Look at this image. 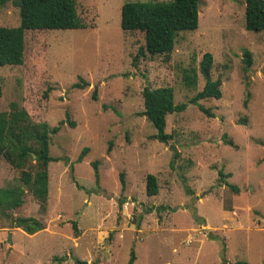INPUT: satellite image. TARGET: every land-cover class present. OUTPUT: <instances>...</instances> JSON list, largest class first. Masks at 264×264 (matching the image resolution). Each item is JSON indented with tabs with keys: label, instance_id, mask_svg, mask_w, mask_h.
<instances>
[{
	"label": "rangeland",
	"instance_id": "374dc122",
	"mask_svg": "<svg viewBox=\"0 0 264 264\" xmlns=\"http://www.w3.org/2000/svg\"><path fill=\"white\" fill-rule=\"evenodd\" d=\"M75 1L89 27L28 30L23 63L0 66V111L14 101L49 130L66 111L75 123L49 134L46 210L26 190L24 204L10 211L44 228L28 234L0 213V264H127L132 253L133 264H263L264 30H245V0H199L198 27L181 31L168 57H137L143 34L124 31L120 21L124 2L171 0ZM19 22L18 8L5 0L0 26ZM204 53L212 56L211 79H221L219 99L198 101L212 116L189 102L205 84ZM191 68L194 86L184 80ZM79 78L87 84L73 87ZM145 86L172 87L174 102L186 103L167 116L165 143L152 138L141 114ZM148 174L157 178L152 196ZM18 177L0 161V186Z\"/></svg>",
	"mask_w": 264,
	"mask_h": 264
},
{
	"label": "trees",
	"instance_id": "16d2710c",
	"mask_svg": "<svg viewBox=\"0 0 264 264\" xmlns=\"http://www.w3.org/2000/svg\"><path fill=\"white\" fill-rule=\"evenodd\" d=\"M18 8L19 25L15 27L0 26V66L21 65L23 63L25 48V32L28 30L53 29H84L89 27L78 15L75 0H10ZM5 0H0V5ZM199 0H171V1H127L121 6L120 26L124 31H139L144 37V47H140L138 55H165L168 57L174 48L176 39L181 31L194 30L199 22ZM245 30H264V0H245L244 8ZM243 69L247 72L252 65L251 53L243 52ZM212 56L204 53L199 70L205 84L189 101L198 104L201 99L221 97V79L210 77ZM81 83L73 87L82 88L87 82L79 78ZM186 85L194 86L196 73L193 68L184 75ZM246 82L245 85H247ZM46 96V93H44ZM96 99L95 94L92 95ZM249 97V92L246 93ZM143 106L141 112L155 129L152 138L159 142H167L172 138L171 133L165 131L166 118L173 112H181L186 103L174 102V90L169 86L150 88L145 86L142 90ZM247 99L244 104L246 105ZM200 110L212 116L209 110L198 104ZM66 119L49 130L46 122L32 120L25 108L17 102H10L8 109L0 111V161L4 160L12 168L19 170V177L15 184L0 186V213L10 220L11 227L20 228L28 234H34L44 228L42 221L32 216H14L10 211L24 204V195L28 190L39 203L42 212L46 210L48 198V164L53 161L49 155L50 133H56L61 126L67 124L73 128L74 121ZM226 143L232 144L230 140ZM88 148L85 147L79 155L82 160ZM94 170L95 182L99 184L98 161L91 163ZM219 181L225 176L218 172ZM121 190H125L123 173L119 177ZM99 186V185H98ZM235 192L238 188L228 184ZM146 191L148 195L158 192L157 178L153 174L146 176ZM74 232L77 233L76 224L73 223ZM207 237L217 239L215 234L207 233ZM222 242V253H224ZM134 253L127 264H133ZM234 264H249L237 261ZM264 264V262H263Z\"/></svg>",
	"mask_w": 264,
	"mask_h": 264
}]
</instances>
